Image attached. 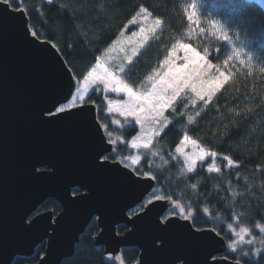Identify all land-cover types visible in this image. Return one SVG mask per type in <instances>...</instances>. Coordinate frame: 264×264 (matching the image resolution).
I'll return each mask as SVG.
<instances>
[{
	"label": "trees",
	"instance_id": "trees-1",
	"mask_svg": "<svg viewBox=\"0 0 264 264\" xmlns=\"http://www.w3.org/2000/svg\"><path fill=\"white\" fill-rule=\"evenodd\" d=\"M12 3L16 6L13 10L24 9L30 33L39 34L34 38L55 43L66 66L70 63L81 79L93 69L101 72L106 68L100 63L102 54L122 34L131 33L128 22L141 7L150 19H159L161 24L118 75L134 91L146 92L152 87L154 79L164 71L161 61L177 41L189 44L201 54L208 50L210 62L219 68V72L215 68L212 72L223 73L220 87L207 103L201 100L192 104L189 96L178 98L165 114L167 124L152 143L151 150L157 155L152 158L147 155L149 158L143 159L134 172H150L155 176L154 187L145 200L149 197L155 200L157 195L173 200L185 214L192 213L193 219L189 220L194 229L213 230L229 245L235 240L229 231L230 224L236 231L248 228L252 235L246 239H252L253 243L238 244L235 253L227 251L223 257L240 264H264V233L257 227H264V9L260 4L253 0H12ZM193 11L196 15L190 22L187 16ZM213 22L219 28H214ZM149 77L153 79L150 81ZM74 81L73 93L77 86ZM89 95L91 99L84 105L95 106L106 136L117 135L106 115V99L111 97H104L100 87L95 90V86L89 89ZM134 131L124 135L128 139ZM185 135L196 140L200 147L217 153L219 174L207 172L211 157L197 162L193 173L184 170V159L175 150ZM192 151L191 146L185 148L187 154ZM118 154L114 152L106 158L122 163ZM225 155L234 161L232 167L223 160ZM45 211L56 214L61 208L48 201L40 208V212ZM117 231L122 232L121 227ZM96 232L91 223L73 257L61 264H106L101 251L91 245L90 238ZM43 246H37L30 259L16 258L12 264H35L44 254ZM136 252L133 248L123 250L124 262L134 261Z\"/></svg>",
	"mask_w": 264,
	"mask_h": 264
},
{
	"label": "water",
	"instance_id": "water-1",
	"mask_svg": "<svg viewBox=\"0 0 264 264\" xmlns=\"http://www.w3.org/2000/svg\"><path fill=\"white\" fill-rule=\"evenodd\" d=\"M25 16L0 0V264L29 259L43 243L36 264H61L94 217L99 234L92 244L104 248L106 263L121 249L137 248L132 264H239L219 258L227 245L214 231L177 216L162 221L175 208L171 199L128 217L153 180L103 159L112 146L93 105L56 112L75 82L70 86L63 58L34 38ZM48 200L60 213L35 215ZM122 225L128 230L117 234Z\"/></svg>",
	"mask_w": 264,
	"mask_h": 264
},
{
	"label": "snow or ice",
	"instance_id": "snow-or-ice-1",
	"mask_svg": "<svg viewBox=\"0 0 264 264\" xmlns=\"http://www.w3.org/2000/svg\"><path fill=\"white\" fill-rule=\"evenodd\" d=\"M4 3L7 4L8 8L16 7L13 5L12 0H4ZM195 9V6H191ZM7 10V9H5ZM24 11V9H20ZM140 13H144L147 15L146 9L141 7ZM196 15L195 11L188 14L187 18L191 22L193 21L194 16ZM129 23H135V18L129 21ZM161 21L156 19L153 24V28L159 26ZM214 28H219L218 25L213 22ZM152 29H149L151 31ZM222 31V29H219ZM139 34H145V28L141 27ZM32 35L37 37L39 34L33 32ZM138 33L133 32L132 37H136ZM146 34L144 35V39H146ZM227 38V37H225ZM131 39V38H130ZM47 43V41H45ZM52 48L58 49V46L53 43L51 45ZM178 52H183L182 61L178 63ZM227 64V60L225 61ZM97 66L99 67V61L97 62ZM161 67L164 69L163 73L158 76V79L152 82L151 89L146 92L142 91H134L132 87H129L128 84L123 83L115 72L110 71L108 68H104L103 71L97 72L96 69L87 72L81 78L77 77L72 71V65L68 64V71L65 73L66 76L69 77V84L71 86L72 80H76L77 86L75 88V92L73 93L69 91V95L71 96V102L66 103L65 106L59 107L56 109L58 113H65L69 109L77 108L78 106H82L87 103V100L91 99L89 95V89L95 86V90H99V86L103 85V90L105 92H114L121 93L127 97V100L121 102L119 100H109L108 106L110 112H116L120 116L132 117L135 120V124L139 126L141 130V136L134 138L131 141V147L133 149L143 148L144 150L151 151V146L153 143V138L160 133V129L156 128L157 124L161 123V118L165 120V109L172 105V102L176 100L178 93H180L184 89H189L193 94L192 103L195 104L197 99L204 100L205 97L210 100L217 89L221 84V77L223 73L220 75H215L212 70L215 68L216 72H219V68L210 62V57L208 50L205 49L203 54L200 51H197L196 48L190 46L187 43H181L177 41L172 45V50L169 51L168 56L161 61ZM120 72H124V68L119 69ZM150 81L153 79L152 77L148 78ZM68 97H65L67 100ZM207 103V100L205 101ZM115 123V121H114ZM188 123H192V118H188ZM101 127H105L102 125ZM109 137H111V133H108ZM109 143H114L109 139ZM191 146L193 151L190 154L185 153V148ZM176 153L180 154V156L184 159V170L187 173H193L194 168L199 161H204L206 158L211 157L212 163L207 167L208 173H217L221 172L220 166L216 164L217 153L215 151H208L203 147H200L196 140L191 139L189 135H185L183 139H181L179 146L176 148ZM153 156H156V152H152ZM175 158V157H173ZM131 160V165L125 164L126 168L134 166L138 164L140 161V156L129 157ZM223 160L227 162L229 167L234 165V161L227 155L223 156ZM236 167H239L238 164H235ZM135 171V168H133ZM138 175L143 177L145 180L155 179V176L150 172H139ZM131 180L132 178L129 177ZM136 183V181H133ZM154 187L152 184H147L144 187V193H147L149 188ZM193 188L196 185L192 186ZM236 193L233 192V195ZM143 195V193H142ZM155 200L163 199L162 196L157 195L154 197ZM153 198L149 197L147 200V204H152ZM179 207V205H176ZM141 207H146V205H142ZM180 214L184 219H193L192 213L188 212L184 213V210L181 208ZM195 222V221H194ZM259 232L264 233V227L257 225ZM229 231L235 237L233 243L229 244L228 247L235 252L237 244H251L253 243L252 239H246V237L252 235L248 228L241 227L239 231L230 224Z\"/></svg>",
	"mask_w": 264,
	"mask_h": 264
},
{
	"label": "rangeland",
	"instance_id": "rangeland-1",
	"mask_svg": "<svg viewBox=\"0 0 264 264\" xmlns=\"http://www.w3.org/2000/svg\"><path fill=\"white\" fill-rule=\"evenodd\" d=\"M253 1L259 3L260 6L264 9V0H253ZM134 18H135V23L130 24L128 22L129 28H132L131 33L122 34L116 40V42L113 43V45L111 47H109L104 54H102L103 56L100 58V63L103 66H105L106 68L110 69V71L115 72L117 77L121 73L119 71V69L120 68L125 69L130 64V62L134 59V57L137 55V53L145 46L146 42H148L150 40V38L152 37V35L155 33V31L158 28V26L153 28L154 20L150 19L148 14L145 15L144 13H140V11H138V13L135 15ZM141 27L145 28V34L147 36L146 39H144L145 34H139ZM149 29H152V30L149 31ZM133 32L138 33V35L136 37H132ZM177 56H178L177 62L178 63L183 62L182 61L183 52H178ZM154 81H155V79H154ZM99 87H100V91L104 95V97L105 96L111 97L108 100L106 99V104H107V107H105V108H107L106 109V115H107V118L109 119V121L113 124V127L117 128V129H115L112 127V129H114V133H115V131H116V133H118L117 135L111 134V137H109V135H107L105 139H107L108 142H109V139H111V141H114V143H110L112 145V152L113 153L119 152L118 155L121 156L120 159L123 160L122 163L124 164V166H125V164L131 165V160L129 159V157L139 155L140 161L138 162V164L128 168V169H132V170H133V168L137 169V168H139V165L143 159L149 158V156H147V155L150 154V158L155 157L152 155L153 151L152 150L147 151V150H144L143 148L133 149L131 147V141L134 138L141 136V130H140L139 126L135 124V120L132 117H128L127 119H125V117L120 116L118 113H116L114 111L113 112L109 111L108 101L109 100H119V101L123 102V101L127 100V97L124 95V93L123 92H121V93L105 92L103 90V85H100ZM184 96H189V97H191V99L194 98L193 94L191 93V91L189 89H184L180 93H178L176 100L178 98L184 97ZM176 100H174L172 102V105L174 104V102ZM204 100L208 101V98L205 97ZM196 101H201V100L197 99ZM172 105L165 109V114L167 111H169L172 108ZM114 121H115V123H114ZM165 124H167L166 120L164 118H161V123L157 124L155 127L162 130ZM133 130H135L134 135H132L131 137H129L127 139L126 136L124 135V133L129 132V131H133ZM154 138H153V142H154ZM173 216H179L182 218V216L180 214L179 207L174 208L173 212L167 213V215L164 216V219H167V218H170ZM186 220H189V219H186ZM237 247H238V244L236 245V249H237ZM227 251L231 254L236 252V251L233 252L231 249L229 250V248L227 249ZM116 264H121L120 257H117V263Z\"/></svg>",
	"mask_w": 264,
	"mask_h": 264
},
{
	"label": "flooded vegetation",
	"instance_id": "flooded-vegetation-1",
	"mask_svg": "<svg viewBox=\"0 0 264 264\" xmlns=\"http://www.w3.org/2000/svg\"><path fill=\"white\" fill-rule=\"evenodd\" d=\"M80 191L78 190V189H73L72 190V194L73 195H79L80 193H79ZM48 201H53V200H48ZM48 201H46L45 203H47ZM142 205H147V202L146 201H143L141 204H139V205H137L136 207H134L133 209H131V210H129V212H128V217L130 218V217H133V216H135V215H137V214H139V213H141L142 212V210L144 209V207H141ZM45 212H47V211H45ZM48 212H52L53 214L52 215H56V214H58V213H54L53 211H48ZM60 213V212H59ZM163 219H164V216L163 217H161V220L163 221ZM91 223H94V226H95V228H96V233H95V235H93V236H91V238H90V241H91V245L93 246V248H95L96 250H98V251H101V255H102V257H103V260H104V262L106 263V261H105V258H104V248L103 247H95L93 244H92V239L94 238V237H96L98 234H99V229H98V227H97V222H96V217H94L92 220H91V222L89 223V225H91ZM89 225H88V227H89ZM87 227V228H88ZM119 227H121V229H122V232H120V233H117L118 231H117V229L119 228ZM86 228V229H87ZM86 229H85V231H86ZM128 229L125 227V226H118V227H116V233L117 234H122V233H124V232H126ZM85 231H84V233H85ZM83 233V234H84ZM82 234V235H83ZM81 235V236H82ZM81 236L79 237V241H80V238H81ZM79 241H78V243H79ZM77 243V244H78ZM76 244V245H77ZM75 248H76V246H75ZM126 249H132V248H126ZM126 249H121L120 250V253H118L116 256H115V262L114 263H112V264H116L117 263V257H120V260H121V264H132L133 262H135V260L137 259V257H138V249L137 248H133V249H135V250H137V257H136V259L134 260V261H132V262H130V263H125L124 262V260H123V258H122V256H121V252L123 251V250H126ZM75 251V250H74ZM106 264H110V263H106Z\"/></svg>",
	"mask_w": 264,
	"mask_h": 264
}]
</instances>
